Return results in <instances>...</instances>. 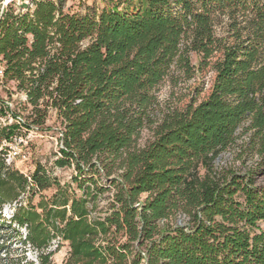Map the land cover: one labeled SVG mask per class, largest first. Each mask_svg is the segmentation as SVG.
Masks as SVG:
<instances>
[{
    "label": "trees",
    "instance_id": "16d2710c",
    "mask_svg": "<svg viewBox=\"0 0 264 264\" xmlns=\"http://www.w3.org/2000/svg\"><path fill=\"white\" fill-rule=\"evenodd\" d=\"M64 3L0 16L3 82L28 113L0 135L54 111L55 166L76 172L64 185L42 165L26 176L0 152V264H34L29 250L52 264L56 241L64 264H264V0H116L84 15ZM191 53L212 64L210 94L159 120L156 92L173 68L193 76Z\"/></svg>",
    "mask_w": 264,
    "mask_h": 264
},
{
    "label": "rangeland",
    "instance_id": "374dc122",
    "mask_svg": "<svg viewBox=\"0 0 264 264\" xmlns=\"http://www.w3.org/2000/svg\"><path fill=\"white\" fill-rule=\"evenodd\" d=\"M57 1V0H54ZM116 0H65L64 11L69 13L85 14L87 12L100 13L103 9L112 7ZM1 2V0H0ZM7 9H2L0 5V16ZM15 12H18L17 6L13 7ZM217 33L222 34V29H217ZM191 66L194 68L192 77H188L184 72L173 68L170 76L163 82L156 92L158 106L155 111L157 119H161L162 113H167L171 110H182L188 105H197L204 100L209 94L215 78V73L212 69V64L203 66L201 57L195 53L190 55ZM26 97L22 93H17L15 84L11 83L4 85L0 80V131L5 127L17 125V121L12 114L22 113L23 122L27 116V112H23L20 103H24ZM23 124V123H22ZM63 128L56 119V113L49 111L48 120L40 132L34 130L28 131L22 128L17 131L18 138L24 141L22 151L27 157L25 159H17L12 163L14 169L17 168L26 176L32 175L37 165H42L48 174L56 179L61 185L70 183L72 177L76 176L74 167L58 168L55 166V161L61 158L59 154L61 141V132ZM153 138L152 128L146 127L141 131L140 137L137 140V147L144 148ZM3 147V144L0 143ZM231 154H225L218 161L221 166L230 165L233 161ZM238 165V163H236ZM75 187V186H74ZM55 192V189L44 193V196L50 197ZM40 196L34 198V203H38ZM29 195L22 196L17 202L5 205L2 208L3 219L9 221L15 209L21 205H26ZM181 224V221H180ZM15 227V226H14ZM18 229V227L16 228ZM20 233L25 237L26 230L20 229ZM58 247V242H54L49 251L54 252L52 264H64L68 254V243H62ZM27 259L34 264H37V254L34 251L27 252Z\"/></svg>",
    "mask_w": 264,
    "mask_h": 264
},
{
    "label": "built area",
    "instance_id": "2783aa9c",
    "mask_svg": "<svg viewBox=\"0 0 264 264\" xmlns=\"http://www.w3.org/2000/svg\"><path fill=\"white\" fill-rule=\"evenodd\" d=\"M0 5L2 9H9V7H15L17 6L19 8L18 11L20 12H27L34 9L33 0H1ZM5 78V63L2 61V58L0 57V80H4ZM21 123H24L21 118H17V124L20 125ZM32 130L35 132H40V128L34 127ZM61 137H62V131H60ZM0 143L3 144V147L0 146V152L3 151L6 153L4 155L5 162L7 166L12 167V163L16 161L17 159H25L27 160V157L23 154L22 147L24 141L22 138H18L17 135L12 136L9 139H4L0 135ZM62 148V144L59 146ZM17 169V168H16Z\"/></svg>",
    "mask_w": 264,
    "mask_h": 264
}]
</instances>
